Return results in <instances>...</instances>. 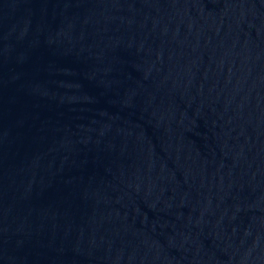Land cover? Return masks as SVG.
I'll use <instances>...</instances> for the list:
<instances>
[{
  "label": "water",
  "instance_id": "95a60500",
  "mask_svg": "<svg viewBox=\"0 0 264 264\" xmlns=\"http://www.w3.org/2000/svg\"><path fill=\"white\" fill-rule=\"evenodd\" d=\"M0 264H264V0H0Z\"/></svg>",
  "mask_w": 264,
  "mask_h": 264
}]
</instances>
